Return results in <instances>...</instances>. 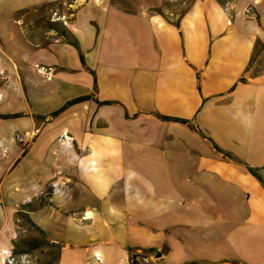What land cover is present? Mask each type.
I'll list each match as a JSON object with an SVG mask.
<instances>
[{
    "label": "crops",
    "instance_id": "0c3cea01",
    "mask_svg": "<svg viewBox=\"0 0 264 264\" xmlns=\"http://www.w3.org/2000/svg\"><path fill=\"white\" fill-rule=\"evenodd\" d=\"M168 2L0 0V264H264V0Z\"/></svg>",
    "mask_w": 264,
    "mask_h": 264
},
{
    "label": "rangeland",
    "instance_id": "374dc122",
    "mask_svg": "<svg viewBox=\"0 0 264 264\" xmlns=\"http://www.w3.org/2000/svg\"><path fill=\"white\" fill-rule=\"evenodd\" d=\"M166 5L167 18L176 21L178 16L187 11L194 2L198 0H168ZM57 8H47L40 10L38 13L27 16L25 20V29L28 31L30 38L41 41L44 33L55 30L59 34L63 32L60 25L51 23L54 20L53 11ZM174 15L175 17H173ZM19 227L21 236H24L20 243L17 253L26 252L31 256H37L41 264H56L58 249L47 245L43 235L33 229L24 218H19Z\"/></svg>",
    "mask_w": 264,
    "mask_h": 264
},
{
    "label": "trees",
    "instance_id": "16d2710c",
    "mask_svg": "<svg viewBox=\"0 0 264 264\" xmlns=\"http://www.w3.org/2000/svg\"><path fill=\"white\" fill-rule=\"evenodd\" d=\"M190 9H191V8H189V9H188L187 11H185L183 14H181L180 16H178V18H177L176 21L168 19L167 17H165V16L163 15V13H162L161 11H157L156 13H159V14L162 15L164 18H166V20H167L170 24L176 26L177 28H180V24H181L182 19H183V18L185 17V15L190 11ZM172 16L175 17L174 15H172ZM61 35H62V37L64 38V40L66 41V43H68V44L72 45L74 48L78 49V44H77V42L72 41V40L69 38V35H68L67 31H63V32L61 33ZM86 101H88L87 98H84V99H78V100H76V101L70 102V103H68L66 106H64L60 111L54 113L51 117H52L53 119H55V118L59 117L60 115H62V114H63L65 111H67L70 107H73V106H75V105H78V104L84 103V102H86ZM100 105H101V104H100ZM13 118H15V117H10V116H0V119H3V120H10V119H13ZM158 118H159L160 120L164 121V122H175V123H181V124H185V125H188V124H189V123L186 122V121H181V120L171 119V118L162 117V116H158ZM216 149H217L218 151H220L217 147H216ZM133 263H134V264L136 263V260H135V259H134Z\"/></svg>",
    "mask_w": 264,
    "mask_h": 264
},
{
    "label": "built area",
    "instance_id": "2783aa9c",
    "mask_svg": "<svg viewBox=\"0 0 264 264\" xmlns=\"http://www.w3.org/2000/svg\"><path fill=\"white\" fill-rule=\"evenodd\" d=\"M99 260V259H98Z\"/></svg>",
    "mask_w": 264,
    "mask_h": 264
}]
</instances>
